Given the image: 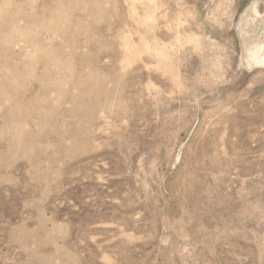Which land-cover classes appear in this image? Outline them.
Wrapping results in <instances>:
<instances>
[{"label": "rangeland", "instance_id": "374dc122", "mask_svg": "<svg viewBox=\"0 0 264 264\" xmlns=\"http://www.w3.org/2000/svg\"><path fill=\"white\" fill-rule=\"evenodd\" d=\"M0 264H264V0H0Z\"/></svg>", "mask_w": 264, "mask_h": 264}, {"label": "bare ground", "instance_id": "6f19581e", "mask_svg": "<svg viewBox=\"0 0 264 264\" xmlns=\"http://www.w3.org/2000/svg\"><path fill=\"white\" fill-rule=\"evenodd\" d=\"M263 61V60H262Z\"/></svg>", "mask_w": 264, "mask_h": 264}]
</instances>
